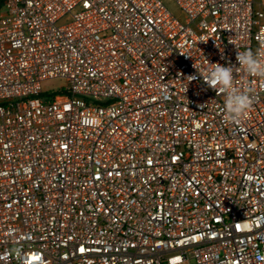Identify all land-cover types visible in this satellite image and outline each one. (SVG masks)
I'll list each match as a JSON object with an SVG mask.
<instances>
[{
	"label": "built area",
	"instance_id": "1",
	"mask_svg": "<svg viewBox=\"0 0 264 264\" xmlns=\"http://www.w3.org/2000/svg\"><path fill=\"white\" fill-rule=\"evenodd\" d=\"M169 1L1 6L0 264H264V0Z\"/></svg>",
	"mask_w": 264,
	"mask_h": 264
},
{
	"label": "clouds",
	"instance_id": "2",
	"mask_svg": "<svg viewBox=\"0 0 264 264\" xmlns=\"http://www.w3.org/2000/svg\"><path fill=\"white\" fill-rule=\"evenodd\" d=\"M236 60L239 67L252 77L264 79V45L255 52L252 50L238 51ZM204 73L197 68L204 83L224 96L225 119L236 122L245 119L254 103L251 89L244 90L235 86V66H223L219 63H209ZM188 81L197 79L196 76H188Z\"/></svg>",
	"mask_w": 264,
	"mask_h": 264
},
{
	"label": "rangeland",
	"instance_id": "3",
	"mask_svg": "<svg viewBox=\"0 0 264 264\" xmlns=\"http://www.w3.org/2000/svg\"><path fill=\"white\" fill-rule=\"evenodd\" d=\"M166 5L174 14H179L178 9L169 0H166ZM45 87L47 90L53 91L62 87H67V83L64 80H55L45 84Z\"/></svg>",
	"mask_w": 264,
	"mask_h": 264
},
{
	"label": "trees",
	"instance_id": "4",
	"mask_svg": "<svg viewBox=\"0 0 264 264\" xmlns=\"http://www.w3.org/2000/svg\"><path fill=\"white\" fill-rule=\"evenodd\" d=\"M4 2H5V0H0V8L3 5Z\"/></svg>",
	"mask_w": 264,
	"mask_h": 264
}]
</instances>
